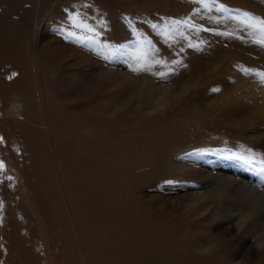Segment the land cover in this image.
<instances>
[{
  "label": "bare ground",
  "instance_id": "obj_1",
  "mask_svg": "<svg viewBox=\"0 0 264 264\" xmlns=\"http://www.w3.org/2000/svg\"><path fill=\"white\" fill-rule=\"evenodd\" d=\"M174 1L131 0L124 13L115 6L119 0H68L71 11L82 13L103 36L114 23L123 32L131 20L152 41L157 58L167 62L151 73L172 68L168 79L180 78L162 84L143 78L137 86L124 74L116 76L124 65L121 58L90 77L72 101L60 58L36 39L44 20L33 21L26 35L17 24H0V67L8 69L0 80V158L7 176L0 182L2 264H264V173L255 176L233 156L220 154L223 141L215 133L204 146L205 139L186 136L197 127L193 122L208 120L209 131L219 130L229 145L258 148L260 132L248 129L264 123H256L254 114L238 128V120L226 119L223 102L209 100L213 89L221 93L224 86L207 82L212 74L203 72L200 61L192 57L182 67L171 63L185 64L188 52L209 57L204 46L198 50L179 40V45L166 41V50L156 47L151 24L199 20L194 0H184L187 8L179 11ZM39 10L37 3L35 15ZM101 20L107 28L99 27ZM189 34L200 41L199 33ZM25 38L31 65L22 69ZM14 63L17 69L11 68ZM128 86L127 99L113 100ZM18 94L24 97L22 110L16 108ZM236 99L227 104L235 106Z\"/></svg>",
  "mask_w": 264,
  "mask_h": 264
},
{
  "label": "rangeland",
  "instance_id": "obj_2",
  "mask_svg": "<svg viewBox=\"0 0 264 264\" xmlns=\"http://www.w3.org/2000/svg\"><path fill=\"white\" fill-rule=\"evenodd\" d=\"M38 1H36V0H0V11H1L0 12V24H3L2 25L3 27L12 26L11 24H13V25L17 24V25L21 26L22 29L25 30L24 33L26 35V29L27 30L30 29L29 31L31 32V30L33 31V29H31L32 28L31 26H33V24L35 25V22L37 23V22H40L41 20H44V21L40 22V23H42L41 27L43 26L44 31L41 34L39 33L36 36V39L45 44V46H44L45 50H49V52L55 51V53L53 55H56L57 57L60 58L59 62L62 65L61 71L63 73L62 75H64L62 82H65V83L68 82V84L71 83V85H70L71 89L65 93L68 94V96H69L68 100L72 101L73 100L72 96L75 93L80 94L84 91L83 88L85 87L86 84L89 83L88 79H90V77H92V76L93 77L98 76L102 72V70L109 68L112 61H106L105 59H103L104 53L102 52V50L99 48L98 45H91V46L83 45V44L77 43L73 40L66 38V33H67L68 28H69L68 14L72 12L71 6L68 4L69 3L68 0H66L65 4H61L62 2L61 1L58 2V0H43V1H39V2ZM243 1L246 3V5L244 2L242 3V0H236V1L234 0L233 2L231 0L228 5L227 4H225V5L228 8L233 9V10H235V9L241 10V8L244 7V9H242V11L243 10L250 11L249 13L255 14V16H258V17L264 16L263 15L264 14V0H252L253 2L251 0L250 1L249 0H246V1L243 0ZM129 2H131V0H119V2H117L115 4V6L118 4L119 8L123 9L124 13H127L126 10L129 6L128 4H130ZM219 2L221 3L222 0H219ZM234 2H236V3H234ZM37 3L40 5V10L38 12L36 11V15H35V12H33V8L37 6ZM173 3H174V7H175L176 11L181 10L182 7L185 8V6H186V3L184 2V0H175ZM222 3L224 4V2H222ZM247 3H249V4H247ZM125 4H126L127 8H126ZM118 5H117V7H118ZM175 5L177 6V8ZM196 6L200 8V5L197 4ZM186 8H187V6H186ZM202 10L203 9L200 10L201 14L194 15L195 18L199 19L197 22L195 20V23H197V24H200L202 26L204 25V27L210 28V29H216L217 28L216 30H218V31H233V30L238 29L237 27H239L237 24H235L231 20H222L220 24H215V23L209 22L208 16L219 17L221 14L215 12V10H213L211 13H208L205 10H203V11ZM26 12H28L27 16H26ZM31 12L34 15H31L32 14ZM39 12H41V13L38 14ZM50 12H51V14H50ZM35 16H36V18H35ZM13 19H14V21H13ZM31 19H34V20H31ZM38 20H40V21H38ZM24 21H26V22H24ZM33 21H34V23H33ZM143 22L147 23V19H145ZM143 22L140 24H137V25L142 26L144 24ZM208 23H210L211 25ZM113 28H112L111 32H109L108 34H105L104 36L102 35L99 37L100 42L102 44L106 43V44L113 45V46L124 45V44L125 45H131L135 41L136 38L133 36V34H131L132 32H130L128 26H124L123 32L119 30V26L116 23H114ZM9 33H10V31H9ZM9 33L7 36L15 41L16 40L15 36L12 34H9ZM238 33H237L238 35L248 37L245 35L246 33L244 31H239ZM199 34L201 36L200 41L206 40L201 45V47L204 46L203 51L204 52L206 51L207 53L211 52L210 53L211 55H209V57L210 56H213V57L209 58L205 55H199V54L196 57V56H192L191 52H188L189 57L185 58L188 61L185 64H182V63L176 64V66L177 67L185 66V65L189 64L191 62V60H193V59L200 61V66L201 67L203 66L202 67L203 72H206V74H208L207 71H210V73L212 74V77L210 79H208L207 82L214 85V86L220 85V87H222V88L224 86V88L222 89L223 91L221 93H220V91H221L220 90V91H214L211 95H208L209 100H219V103L223 102V104L226 105V107L224 109L227 108L226 109V115H228V118L226 116V119L229 120V118H230V119L238 120V122H239L238 128H240L242 124H244L243 126L247 125L246 119L250 115H254V114H256L258 116V118H259V116L261 117L259 119L257 117H255L256 123L257 122L264 123V118H263L264 117V83H261L259 78L254 74L255 72H264V68H262V67H264V62H263L264 61V57H263L264 56V48L259 47L255 44L251 43L249 37L247 39L245 38L244 40H240V39H235V38L224 37L221 35L216 36V34H213L212 32H208V31H202ZM188 35H189V37H195V36L190 35L189 33H188ZM155 38H156V43H158V44H156V47H158L162 50H166L167 49V47H166L167 43H166L165 38L158 35V34L155 35ZM179 40L180 39H178L174 43L177 42V45H179V43H178ZM181 42H184V44H186L185 40H181ZM225 42H227V43H225ZM26 43H27V41L25 38V40L23 42V46H21V48H20V50H21L20 56H21V60H22L21 62L19 60V56L16 55V54H18L17 51H15V53H14V56H17L16 59L19 60L20 65L22 66V69H26L27 67H29L31 65L30 64L31 52H30V50H26ZM207 44H209V45H207ZM64 45H66L68 47L69 52L64 53V51L61 50L60 46H64ZM48 46H50V47H48ZM163 47H165V49ZM220 47H222V48L220 49ZM210 50H212V51H210ZM227 50L230 52H228ZM213 52L215 54H213ZM247 52L248 53L250 52L249 55H250V57H252V59H250V57H247V56H249L246 54ZM225 53H227V54H225ZM256 53H258V54H256ZM192 57H194V58L191 59ZM260 57H261V59H260ZM208 58H209V60H208ZM253 59L255 62L253 61ZM123 61H124L123 62L124 65L121 67L122 72H120L118 75H116V76H118V79H120V77H123V74H124L125 77L130 78L132 80V83H134L137 86L139 85V83L142 82L143 78L145 80H147L146 82H150L152 80L157 84L167 83L168 81L172 80V79H168L170 77H167L165 79H161L157 75H153L151 73L152 71L151 72H144L143 74L141 73L140 75L134 74L130 69L131 64L128 62V58L123 57ZM257 62H260V63L257 64ZM201 63H202V65H201ZM254 63H256L257 65ZM193 64L194 65H192V67L195 66V62ZM13 66H15V63L13 65H11V68L17 69V67H18V66H15V67H13ZM212 66L217 67L221 71L218 70L220 72L217 73V69L214 70L212 68ZM1 68H2V70H1ZM242 69H250V70H252V72L251 73H245L244 71H242ZM110 71L111 70H109V72ZM181 71H183V70H181ZM7 73H8V69H4V67H0V80H2L5 76V74H7ZM70 78H71V81H69ZM178 79H180V78L174 77L172 81H176ZM57 81L60 82L61 79L59 78ZM178 81H180V80H178ZM173 84L177 85L178 83L174 82ZM130 88H131V86H128V88L126 89V93H123L122 89H120L116 93V96L113 97V100L127 99L126 96H128L127 94L130 93V90H131ZM226 89H228V90H226ZM236 91H238V92H236ZM19 96H21V97H19ZM245 96H251L252 100L250 102L243 101V99L246 98ZM15 97L20 100L18 102H21V103L16 104V108L18 110H22L23 106H24L22 100L24 99V97L20 94L16 95ZM236 97H237L236 101H240V102H238L233 107L231 106L232 104L229 106V104H227V102H231V103L235 102L234 99ZM74 109H76V108H74ZM249 112H251V113H249ZM192 124L197 125V127L195 126V128L188 129L187 135L185 134L186 136H189V134H190L189 137H197V139L199 138L200 140L205 139L204 143L202 144L204 146V145H208L209 139L214 138V136H212L211 134L215 133L214 135L216 137V140H218V141L222 140L223 141V143L219 144V146L222 149L220 154H223V155L225 154L229 157H232L233 154L248 153L254 158L253 164H247V163H245L239 159L234 158V156L231 159L234 160L235 162H237L238 164H239V162L241 165L244 164V165H242L243 168L246 169L247 172H251L255 176H259L262 174L259 171V169L261 168L260 166H263V165L256 163V161L264 160V129L261 131H258V130H260L259 128L264 127V124L259 125L260 123H258L257 125H254V126H252V128L248 129V132H256V131L260 132L259 134H261V137L258 139L259 143L256 144L258 148H254L252 146L251 147L250 146H242V145H240V143H234L232 145H229L227 142H225V137L223 135H221L219 130L216 131V129H213L214 132L209 131L211 124L209 123L208 120L207 121L202 120V121H200L199 124H195L194 122ZM217 124H218V122H217ZM206 127H207L208 131H207V129H205ZM199 128H200V130H199ZM197 133H198V135H197ZM0 157H1V155H0ZM1 161H2V159L0 158V162ZM4 168H5V166H4ZM3 171L6 173L5 169H0V175H1L0 176V182L3 181L2 177H5V179L7 178V176L4 175ZM9 174H10V172H9ZM255 179H256V177H255ZM10 184H12V183L10 182ZM3 202H4L3 198L0 195V203H3ZM1 213H0V229L2 228V221H3V217H4V213L3 212H1ZM0 233H1V230H0ZM2 251H3V249L0 248V264H2V262H1V259L3 257Z\"/></svg>",
  "mask_w": 264,
  "mask_h": 264
},
{
  "label": "snow or ice",
  "instance_id": "obj_3",
  "mask_svg": "<svg viewBox=\"0 0 264 264\" xmlns=\"http://www.w3.org/2000/svg\"><path fill=\"white\" fill-rule=\"evenodd\" d=\"M194 3L200 5V8H198L193 15L199 14L201 9L208 13L215 10V12L220 13L221 15L219 17L208 16L210 22L220 24L222 20H231L239 26L238 29L233 31H218L216 29L206 28L195 23L192 17L182 20H169L166 21L164 25L153 23L150 25L151 28L156 31L158 35L164 37L166 41H177L178 39L185 40L188 43V47L196 48L198 50L204 41L201 40L198 43L193 42L188 33L195 32L198 34L202 31H208L216 35L244 40V36L237 34L239 31H244L250 38L251 43L264 48V17H258L240 9H230L225 4L220 3L219 0H194ZM68 20L69 28L66 33V38L83 45H98L104 53L103 59L106 61L119 60L123 57H127L130 64H135L134 67H131V71L135 73L151 72L157 65L167 67L166 61L157 58L156 53L158 50L155 49L152 41L140 33L139 30L133 26L132 21L127 20V18L128 26L136 39L131 45L118 46L106 43L102 44L99 39L102 33L97 30V26L88 23L87 18L79 11L69 13ZM99 27L107 28L106 22L101 20L99 22ZM171 63L180 64L181 62L174 60L171 61ZM242 71L245 73L252 72L250 69H242ZM173 72L174 69L168 68L167 72L158 71L153 74L161 79H165ZM254 74L259 78L261 83H264V72H255ZM13 75H15V73H13ZM213 91H218V89H213ZM233 156L247 164L254 163V158L248 153L233 154ZM256 163L264 165V160L256 161ZM3 167V162H0V169H3ZM259 171L264 173V167H261Z\"/></svg>",
  "mask_w": 264,
  "mask_h": 264
}]
</instances>
